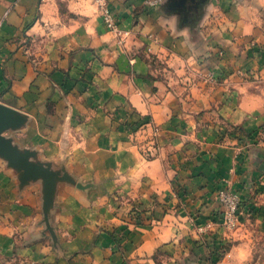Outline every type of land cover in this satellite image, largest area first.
I'll return each mask as SVG.
<instances>
[{
  "label": "crops",
  "instance_id": "1",
  "mask_svg": "<svg viewBox=\"0 0 264 264\" xmlns=\"http://www.w3.org/2000/svg\"><path fill=\"white\" fill-rule=\"evenodd\" d=\"M226 4L165 0L150 7L147 0H107L118 22L110 30L91 0H0V103L11 119L0 136L28 160L52 159L64 142L71 173L94 179L99 191H118V250L100 233L91 252L97 259L74 256L70 264H154L156 252L182 248L214 225L222 215L218 190L229 188L243 199L264 189V132L244 141L264 124V64L257 81L233 82L230 70L245 57L220 60L207 51L236 41L249 45L259 28L246 1L241 18L220 25L214 16L223 15ZM210 67L224 79L203 81ZM80 110L86 113L78 134L69 120ZM110 111L119 115L108 118ZM128 111L148 115L159 128L149 152L140 151L128 130ZM221 121L243 127L241 139L227 135ZM64 191L67 210L58 227L67 232L62 246L71 255L76 240L92 236L89 227L76 232L79 214L72 205H92ZM39 193L0 151V211L36 208ZM133 206L142 219L129 226L125 221L123 229L119 218ZM40 246L23 251L36 254ZM45 264L68 263L59 258Z\"/></svg>",
  "mask_w": 264,
  "mask_h": 264
},
{
  "label": "rangeland",
  "instance_id": "2",
  "mask_svg": "<svg viewBox=\"0 0 264 264\" xmlns=\"http://www.w3.org/2000/svg\"><path fill=\"white\" fill-rule=\"evenodd\" d=\"M242 1H246L250 6L252 20L259 26L258 30L253 32L249 45L239 42L234 47L220 46L213 50L207 48L208 53L216 55L219 59L225 58L227 55L244 56L245 63L240 60L235 63V68L231 71V76L235 81H257L258 70L264 64V0H226V7H220L223 15L214 16L218 18L220 25L236 22L242 17ZM234 4H240L234 6ZM237 9L238 13H232V9ZM235 18H234V17ZM244 44V45H243ZM158 69L163 70V64H156ZM212 74L208 73L207 79L203 80L210 84L219 82L223 75H218L216 68H209ZM187 71H191L190 68ZM214 71V72H213ZM219 71V70H218ZM193 75V74H191ZM224 79V77H223ZM189 79L187 81V84ZM187 91H184L186 93ZM81 101V100H80ZM79 103L75 99V105ZM94 104V101L91 102ZM79 108V107H78ZM86 112L82 110L75 112L72 116V121L69 120L71 128L74 132L82 133L80 124L83 121V115ZM119 115L118 111L107 112L108 118ZM138 114V115H137ZM112 115V116H111ZM125 122L128 124V130H132L134 135L138 137L140 142V151L149 152V146H154L159 134V128L153 126L148 115L139 112L128 111ZM114 118V117H113ZM221 124L226 126L225 133L234 135L240 138L244 134L243 127L240 125L228 124L226 121H221ZM69 130V128L67 127ZM71 129V130H72ZM252 133L257 135L253 138L244 141L250 144V140L254 142L258 133L264 132V124L255 127ZM64 136L67 131L64 130ZM58 137L62 139L63 133ZM241 139V138H240ZM145 142V143H144ZM144 143V144H143ZM42 152V151H41ZM67 144H60V151L55 157L43 159L32 158L29 164L36 165L37 173L31 177H26L38 187L40 193L37 197L36 208H5V212L0 211V264H45L47 260H56L63 258L70 264V260L74 256L86 257L91 255L93 260L97 256L92 252V245L99 239V234H106L107 241L110 240V248L118 250V191H99L100 183L94 179H83L71 173L66 160ZM40 153V151H39ZM42 154V153H40ZM46 167V168H45ZM47 170V171H44ZM52 171L53 173H51ZM64 189L73 190L72 197L83 200L90 199L91 207L82 208L72 205L74 212L79 216L74 221L76 232L82 234L83 227H89L92 230L91 237L85 236L74 242V250L71 255L64 252L62 246L66 242L67 232L61 227L64 210L66 205H62V196L66 193ZM222 190L235 191L229 188H222L217 192L219 200V192ZM237 194V193H236ZM238 195V194H237ZM239 199V206L233 218L229 220L223 216L222 205L218 219L214 220V225L207 229L198 231V238L186 244L182 248H176L173 251L163 250L156 252L152 259L154 264H264V189L257 188L250 192L243 199ZM24 209V211H22ZM33 209V213L29 210ZM141 209L133 206L126 211V215L120 217L123 229L124 223H137L141 217ZM28 212V213H27ZM128 213V214H127ZM28 217H30L28 219ZM93 223L95 227H93ZM121 225V224H120ZM210 225V224H209ZM6 236L2 239L1 235ZM11 236V237H10ZM92 241L88 249L87 240ZM35 243H41V250L36 254H28L23 251V248H28ZM34 251V249H33ZM91 253V254H90ZM88 254V255H87Z\"/></svg>",
  "mask_w": 264,
  "mask_h": 264
},
{
  "label": "built area",
  "instance_id": "3",
  "mask_svg": "<svg viewBox=\"0 0 264 264\" xmlns=\"http://www.w3.org/2000/svg\"><path fill=\"white\" fill-rule=\"evenodd\" d=\"M91 1L98 5L103 22L106 27L110 30H116L118 22L116 17L110 13L106 6L107 0ZM153 2L155 3L157 2V0H153ZM218 196L220 204L222 205L223 216H226L229 220H231L239 206L238 195L232 191L222 190L219 192Z\"/></svg>",
  "mask_w": 264,
  "mask_h": 264
},
{
  "label": "water",
  "instance_id": "4",
  "mask_svg": "<svg viewBox=\"0 0 264 264\" xmlns=\"http://www.w3.org/2000/svg\"><path fill=\"white\" fill-rule=\"evenodd\" d=\"M186 0H177L179 4H185ZM10 117L5 111L4 106L0 103V127L8 122H10ZM0 151L13 163L17 164L18 168L21 170L23 183H29L30 179L26 177H31L37 173L36 165L32 166L29 164V160L25 158L23 153L14 150L1 136H0ZM46 168V167H45ZM44 171H47L44 169ZM51 172V171H50ZM27 177V178H28Z\"/></svg>",
  "mask_w": 264,
  "mask_h": 264
},
{
  "label": "clouds",
  "instance_id": "5",
  "mask_svg": "<svg viewBox=\"0 0 264 264\" xmlns=\"http://www.w3.org/2000/svg\"><path fill=\"white\" fill-rule=\"evenodd\" d=\"M147 2H148V6H150V7H160V5H162L164 2H165V0H157V2H153V0H147Z\"/></svg>",
  "mask_w": 264,
  "mask_h": 264
}]
</instances>
